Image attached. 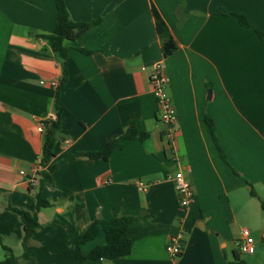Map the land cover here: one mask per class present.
I'll return each mask as SVG.
<instances>
[{"label": "crops", "instance_id": "obj_1", "mask_svg": "<svg viewBox=\"0 0 264 264\" xmlns=\"http://www.w3.org/2000/svg\"><path fill=\"white\" fill-rule=\"evenodd\" d=\"M64 2L72 20H96L64 40L65 57L38 37L54 28V0H0V246L21 250L16 264H72L77 234L94 219L133 216L128 254L83 264H226L241 229L259 226L264 211V37L256 32L264 33V0ZM152 8L172 36L167 56ZM160 61L177 118L175 156L150 82ZM56 97L63 120L48 162L56 166L40 189L51 205L38 209L23 246L8 205L34 210L38 122L54 117ZM130 127L147 137L122 141L107 159L79 153ZM177 169L193 188L186 209L173 185ZM178 232L173 258L166 245ZM103 242L100 232L82 252Z\"/></svg>", "mask_w": 264, "mask_h": 264}, {"label": "trees", "instance_id": "obj_2", "mask_svg": "<svg viewBox=\"0 0 264 264\" xmlns=\"http://www.w3.org/2000/svg\"><path fill=\"white\" fill-rule=\"evenodd\" d=\"M55 6V25L53 30L45 33L38 34V37L48 39L52 44L54 50L62 53L66 56L67 48L64 47V40L76 36L86 28H88L96 20L92 21H74L70 18L68 10L66 8L64 0H54ZM152 15L155 24L157 35L160 39V48L163 56L169 55L174 50V43L172 36L166 26L165 22L156 11L152 8ZM239 21L245 26H249L246 19L238 15ZM260 37H264V33L257 31ZM81 52L87 53V50L79 48ZM62 82L58 86L61 89ZM54 118L43 120L42 130V148L39 159L40 169L36 171V180L38 190L35 194V206L33 211H28L24 208L8 205V209L14 212L23 227L22 234V245L28 242L29 238L34 232V227L37 223V211L40 207L50 206L51 202L41 197V187L51 181V174L55 169L56 164H48L49 160L54 156V146L58 137V129L62 123V108L59 102V98L56 97L53 103ZM147 133L144 131L138 132L135 128L130 127L120 136L112 139L105 143L97 151H84L79 152L82 155H87L94 158L107 159L110 154L121 146L122 141L127 139H136L142 141L147 137ZM248 183V182H247ZM250 187V194L255 196L252 186ZM261 206L264 209V204L261 202ZM135 220L133 216H120L114 217L108 220L94 219L88 227L77 234L74 241L72 252H73V263L72 264H83L86 260L93 259H109L113 260L118 257L124 256L129 253L131 242L128 237L127 229L129 225ZM100 232L104 235V242L102 244L94 245L86 253L82 252V245L92 239H94ZM4 250V256L0 260V264H16L17 257L12 253L11 249L1 244ZM24 248V247H23ZM226 264H249L247 261L241 258L239 250H233L231 259Z\"/></svg>", "mask_w": 264, "mask_h": 264}, {"label": "built area", "instance_id": "obj_3", "mask_svg": "<svg viewBox=\"0 0 264 264\" xmlns=\"http://www.w3.org/2000/svg\"><path fill=\"white\" fill-rule=\"evenodd\" d=\"M150 82L152 85V93L158 105V119L164 126V136L167 139V147L171 155L175 156L173 138L176 132V112L166 93V83L168 78L164 74V64L160 61L153 65L150 72ZM55 84L54 82H52ZM54 118V117H53ZM38 129L43 130V122H38ZM173 185L177 194L178 206L181 209L188 208L194 199L192 185L186 180L183 172L177 169L172 176ZM137 185L140 189L144 188V183L138 181ZM240 253L252 254L255 250L254 239L250 235L247 228L241 229V239L237 242ZM182 250L181 233L178 232L170 236L166 245V251L173 257L177 258Z\"/></svg>", "mask_w": 264, "mask_h": 264}, {"label": "rangeland", "instance_id": "obj_4", "mask_svg": "<svg viewBox=\"0 0 264 264\" xmlns=\"http://www.w3.org/2000/svg\"><path fill=\"white\" fill-rule=\"evenodd\" d=\"M263 196V194H261ZM260 214L262 215L261 218V223H260V227L257 226L258 223L254 224L255 228L253 230H250V235L253 237L254 239V246H255V250L253 254H245V253H241V258L244 259L245 261H247L250 264H264V237L261 236L260 233V228H264V211H260ZM257 227V228H256ZM264 235V233H263ZM5 241V243H9L8 240H3ZM10 244H14L13 242H10ZM237 249L236 246L233 245L232 249ZM229 249V248H228ZM232 249H229V254L232 256ZM21 250H18L17 248L13 249L14 254H18ZM4 256V250L2 249V247L0 246V260L3 258Z\"/></svg>", "mask_w": 264, "mask_h": 264}]
</instances>
